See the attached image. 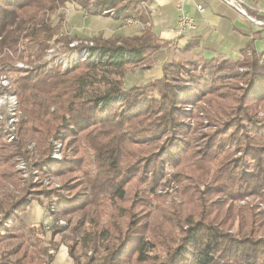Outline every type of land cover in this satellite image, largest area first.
Wrapping results in <instances>:
<instances>
[{"label":"trees","instance_id":"16d2710c","mask_svg":"<svg viewBox=\"0 0 264 264\" xmlns=\"http://www.w3.org/2000/svg\"><path fill=\"white\" fill-rule=\"evenodd\" d=\"M149 2L0 0V68L14 74L11 80L27 117L18 127L16 146L6 143L0 128V190L20 183L11 161L20 153L31 154L23 146L25 138L41 142L39 150L48 156V140L66 131L61 137L63 160L56 163L47 157L38 168L42 174L52 168L57 176L73 181L67 189L64 185L44 194L57 201L61 214L82 212L75 231L89 225L73 245H66L73 264H264V209L259 206H264V51L256 49L264 25L251 24L260 30L248 34L237 59L197 61L174 54L162 65L160 78L126 88L125 77L133 67L150 68L154 54L164 46L152 32ZM70 4L90 15L113 9L119 20L134 16L143 29L132 37L94 38L99 62H79L68 70L37 63L18 71L16 61L34 64L51 44L61 42L66 16L58 13ZM253 7L250 13L264 21ZM73 39L63 40L68 44ZM193 48L190 44L183 52ZM70 160L74 165L66 166ZM164 165L174 168L178 178V205L166 207L167 195L159 196L156 190ZM148 173L151 185L143 187ZM32 189L26 187L17 202L0 193V213L10 221L5 228L0 220V235L16 234L39 251L56 253L65 245L55 240L57 231L45 241L42 225L28 227L24 222L27 204L35 203L38 194ZM65 189L83 192L65 201ZM249 196L259 203L240 209L228 205ZM140 201L145 214L152 211L162 217L146 222L142 232L134 218ZM223 216L227 224L219 221ZM99 241L103 258L77 260L78 251L96 254ZM16 254L17 249H4L0 264H11ZM27 259L35 257L24 254L16 264ZM53 259L50 256L45 264Z\"/></svg>","mask_w":264,"mask_h":264},{"label":"rangeland","instance_id":"374dc122","mask_svg":"<svg viewBox=\"0 0 264 264\" xmlns=\"http://www.w3.org/2000/svg\"><path fill=\"white\" fill-rule=\"evenodd\" d=\"M259 0H256V4L258 3ZM255 6V5H254ZM256 8H258L257 6H255ZM260 8H263L262 13L264 12V2L262 3V5L260 6ZM259 9V8H258ZM262 10V9H260ZM61 14H65V16L67 17V14L70 16L69 13H67V10L65 12L60 11V13H58V16H60ZM90 15V14H89ZM102 16V18H106V16L103 15H99ZM58 19L56 18V21ZM120 25H117L115 28L111 27V30H113L112 32H115L114 34H120L123 31V23L122 20ZM104 24V23H103ZM101 26L102 28H107V26ZM66 21H65V26L63 28V31L61 32V34H59V38H62L61 42H56L53 43L54 45L57 44H61V52H65L63 51L64 48H66L67 43L65 40H63L64 38H73V33L68 32L67 28H66ZM68 26V25H67ZM100 28V27H98ZM101 29V28H100ZM127 29V28H125ZM143 27H134L133 30H130V34L138 32V31H142ZM128 30V29H127ZM129 33V31H128ZM139 33V32H138ZM90 38H96L94 36L88 35V36H79V40H86V39H90ZM65 45V46H64ZM94 45H95V40H94ZM169 46V44H168ZM168 49L172 50V47H168ZM46 53V52H45ZM45 53L43 55V58L36 62L35 64L46 60L45 58ZM60 53V52H59ZM181 54H183L184 52L181 50L180 51ZM173 54V51H172ZM175 54V53H174ZM174 55H172L173 57ZM152 61V60H151ZM18 63H25L27 64V61H16L15 64H13L14 66H16ZM29 63V62H28ZM151 63V67L150 68H145V67H133V71L129 72L128 75L125 77V86L126 88H129L131 86H135V85H142L141 87L145 86L144 84H146V82L155 80L156 77H158L160 75V62L158 63V65H154L152 62ZM54 64V63H53ZM53 64H49L51 66V68L53 66H58V65H53ZM30 66H33L34 64H28ZM13 67V66H12ZM12 67H8V68H12ZM61 67V66H58ZM6 68L2 69L0 68V74L1 73H7L10 78L12 79V76L14 75L13 73L10 74L8 71H5ZM62 69V67H61ZM63 70V69H62ZM143 71V72H141ZM148 84V83H147ZM183 84V83H181ZM14 86V85H13ZM13 92L16 93L17 95V105H16V110H17V119H19L18 123L16 124V126H14L13 128V132H14V140L13 141H9L8 138H6V136H4V139L6 141L7 144L9 145H13L16 146L18 143V127L20 126V124L27 120L26 115L23 113V111L20 108V103H19V98H18V94L15 88H13ZM15 104H10V101H6L5 105H3V107L0 110V114L1 115H5V116H9V110H11L12 108H14ZM262 114H264L262 112ZM190 124H192L190 122ZM68 133L66 131L61 132L59 137L57 138H50V140H48L49 142L47 143V145L51 146V151L50 154L48 156H45L44 154H42L43 152H40L39 150V146L38 144L41 142H38L34 139H32L31 137H27L25 138V140H23V146H26L28 150H30L31 154L29 155V157H22L21 153L17 155V157H15L12 161H11V165H14V172L15 174L18 175V177H20V183H18L17 185L13 184V183H8L6 185H4L2 187V189L0 190L1 195H8L9 197H11L13 199L14 202H17L21 199L22 195L25 193V188L29 187V188H33L32 190H34L36 193H38L36 195V198L34 200L38 201L41 204H44L46 207L49 205L51 206V208L53 209V212L56 214V216H52V209L48 210L47 208L49 207H44L41 206L43 208L44 214L46 215V217H50L51 220H49V229L46 230L45 229V225L44 222L41 223L42 225V229L46 232V239H44L45 241H50L51 236L53 234L54 231H57V234H55V240L58 242H64L65 245H62L59 249V251L63 250L64 247L67 248L66 245L71 244L73 245L74 241H77L76 239L84 233L86 231L89 230V225H85L84 227H81V229H79L78 231H75V228L77 227V225L80 223L81 221V215L82 212H74V213H69V214H61L60 213V207L58 206V204L56 203L57 201H49L48 198H46L44 196V194L46 192H48L49 190H62L64 188V185L66 186V189L68 187L71 186V184L73 183V181H70L69 178L71 177H67V178H62L60 176H57L56 174H54V171H52V168L49 170V172H45L44 174L41 173L40 169L38 168V164H40V162H42L43 160H45L47 157L51 158L52 160H55L56 163L60 162L63 160L64 158V149H65V145L62 142L61 137L63 136L66 137ZM163 141V140H162ZM161 141V142H162ZM160 142V143H161ZM15 144V145H14ZM42 145V144H41ZM13 151L16 152L15 149H13ZM54 155H56V157H53ZM24 161L26 162V164L28 165L27 167V173H28V178L26 179V181L23 178V174L21 173L20 169H21V164L20 162ZM72 160L68 161L67 163H69V165L66 166H73L74 164H71ZM243 162H245V157L243 156ZM42 164V163H41ZM54 169L56 170V167H54ZM162 177H160L159 179H157L155 185H156V190L158 191L159 196H166L167 195V199H166V207H169L170 205L174 204L172 202H175V204H180L181 199L178 197L177 193H175V184H177L178 178L176 177V173L174 168H167V165H164L162 168L159 169ZM147 176L149 177V179L144 183V185H142L143 187H148L151 184L150 183V179H152V174L148 173ZM174 184V185H173ZM75 186H73V188L75 189ZM64 191V197H62V199H65V201L75 197V196H79L82 195L83 189H80L78 192L76 193H69V191L67 190ZM169 189V190H168ZM31 190V191H32ZM31 191H29L30 193H32ZM174 192V193H173ZM173 193V196H171L170 194ZM140 196H143V193L139 194ZM7 196V197H8ZM34 202H29L27 204V207L23 213V218L28 215V212L34 207V206H39L38 203ZM140 207H138L137 209H135L138 214H136L137 216H135L134 218L136 219L137 222L140 221V223L142 224L141 228L139 230H141V232L144 230V224L146 222H153L154 220L157 219H161L162 217L159 216V214H154V213H148L145 214V210L143 208V206H141L143 204L142 201H140ZM259 203V199L254 198V197H248L245 198L242 201L239 202H231L228 203V205H233V206H237L239 207V209L241 207H246L248 205H254ZM259 206L261 207V209H264V206L262 204L259 203ZM238 209V210H239ZM240 211V210H239ZM258 211V210H257ZM141 216V217H140ZM140 217V219H139ZM0 220H3L5 223V228L10 226V221L9 219H5V213H0ZM46 220V219H45ZM224 220L226 221V218L224 219L223 217L219 218V221ZM235 220V218L233 219ZM237 220V219H236ZM87 222H83V224H86ZM228 222L226 221V224ZM233 231V230H232ZM234 234L237 235V228L236 230L234 229ZM0 235V255L2 253V251L4 249L6 250H12L15 251V249H17L18 254H16L15 256L12 257V262L11 264H16L17 261H19V258L22 257L24 254L30 253L32 255V257H35V260H33L32 262L29 261V259L24 260L25 264H44L45 262H48L49 257L50 256H54L55 255V250L54 249H49L47 252L46 251H39L38 249L32 248L31 246H29V244L27 242H25L22 238H20L19 235H13V234H4ZM2 236L4 238H2ZM62 248V249H61ZM68 250V249H67ZM59 251L56 253H59ZM62 252V251H61ZM61 252L58 254L57 257L61 256ZM93 253V254H92ZM76 258L77 260H79V262H85L87 263L88 258H90L91 256H94V258H96L97 260L100 258H103L105 256L104 253V249L102 247V242L99 241L98 243V252L95 254L94 252H84V251H78L76 254ZM23 260V259H22ZM73 261V260H72ZM96 264H100V260L96 263ZM118 264V263H117Z\"/></svg>","mask_w":264,"mask_h":264},{"label":"crops","instance_id":"0c3cea01","mask_svg":"<svg viewBox=\"0 0 264 264\" xmlns=\"http://www.w3.org/2000/svg\"><path fill=\"white\" fill-rule=\"evenodd\" d=\"M263 2L264 0H259L256 4V0L251 1V5H255L259 9H262L261 15H264V12L262 13L263 8H260ZM198 3L204 7L202 13L198 12L193 4L186 7V10L190 12L199 23L197 31L193 34V39L189 42L177 37L178 14L171 0H150L147 4L149 8L153 9V11L150 9L153 21L152 32L158 40L164 44V46L154 54L151 61L155 66L158 65L159 62L161 63L160 75L155 79L162 76V65L174 57H172V55H174V50L177 47L184 51L183 49L185 47L193 44L194 48L192 50L180 54L186 58H193L197 61L202 58H229L234 60L239 58L240 51L249 40L248 34L252 35L253 33L251 32L260 30V28L252 26L241 18L233 10L224 6L219 0H198ZM66 10L67 13L70 14V16L67 14L66 17V24L68 25H66L67 31L73 33L72 37L77 40H79V36L82 35H91L94 37L102 36L105 39H110L115 35L132 37L137 35L138 32L140 34V31L130 34V30L134 28H129L128 30L123 28L122 33L114 34L115 32H112L114 29L111 30V27L115 28L117 25H120L121 21L119 19L112 20L108 17L102 18V16L89 15L73 4H70ZM102 24L103 26H107V28H102ZM168 44L172 47V50L168 49ZM256 49L259 53L264 51V33L262 34V39L256 43ZM147 83L148 82H146V84ZM46 218L43 208L39 205L34 206L28 212L27 217L25 216L23 219L28 227H33L40 226ZM27 243L32 248L34 247L30 241H27ZM61 251H59V253L61 252L60 257H57L59 253H55L54 259L50 264H73L67 248L64 247Z\"/></svg>","mask_w":264,"mask_h":264},{"label":"built area","instance_id":"2783aa9c","mask_svg":"<svg viewBox=\"0 0 264 264\" xmlns=\"http://www.w3.org/2000/svg\"><path fill=\"white\" fill-rule=\"evenodd\" d=\"M175 6L176 12L178 14V26L176 30L177 37L179 39H183L187 42L193 39V34L198 29V20L186 10V7L190 4H193L198 12H203L204 7L198 3V0H171ZM224 6L233 10L237 15L241 18L246 20L248 23L255 25V26H263L264 21L259 20L257 17L250 13V9H255L253 5H251L252 0H219ZM152 11L153 9L150 8ZM261 14V10L256 8ZM89 14L87 11H85ZM103 16H106L110 19H117V12L113 9L107 10L103 13ZM122 20L124 28H136L142 27L141 23L134 17V16H127ZM61 44H51L49 49L46 50L45 58L46 60L39 62L46 63V64H53L61 66L63 70H68L73 67L74 64L79 62L91 61V62H99L101 58V54L99 52H93L94 40L90 38L89 40H72L69 42L61 52ZM65 46V45H64ZM180 48L175 49V54H180ZM60 52V53H59ZM36 64L34 63L33 66H30L25 63H18L15 68L18 71L30 70L33 69ZM51 68V66L49 65ZM243 71V69H240ZM6 71V70H5ZM189 86V84H188ZM13 83L10 76L7 73L0 74V110L5 105L6 101H10V104H15L14 108L9 110V116L1 115L0 114V128L3 130V135L9 139V141L14 140V132L13 128L18 123L19 119H17V110L16 105L17 95L13 92ZM121 97L116 98L117 101H121ZM53 157H56L54 155ZM21 164V173L24 175L23 178L26 179L29 177L27 173L28 165L26 162L22 161ZM53 212V209L51 210ZM49 220L50 217H47L44 221L45 229H49ZM1 256V255H0Z\"/></svg>","mask_w":264,"mask_h":264}]
</instances>
